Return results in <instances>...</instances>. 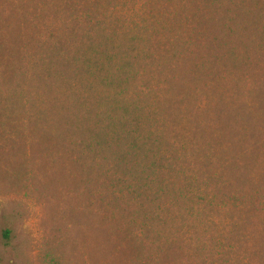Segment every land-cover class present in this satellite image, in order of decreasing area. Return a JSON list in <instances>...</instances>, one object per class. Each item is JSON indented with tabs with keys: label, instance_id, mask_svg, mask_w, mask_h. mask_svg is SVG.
I'll list each match as a JSON object with an SVG mask.
<instances>
[{
	"label": "rangeland",
	"instance_id": "1",
	"mask_svg": "<svg viewBox=\"0 0 264 264\" xmlns=\"http://www.w3.org/2000/svg\"><path fill=\"white\" fill-rule=\"evenodd\" d=\"M0 264H264V0H0Z\"/></svg>",
	"mask_w": 264,
	"mask_h": 264
},
{
	"label": "trees",
	"instance_id": "2",
	"mask_svg": "<svg viewBox=\"0 0 264 264\" xmlns=\"http://www.w3.org/2000/svg\"><path fill=\"white\" fill-rule=\"evenodd\" d=\"M115 126V128H117L118 130H120L121 129V127H119L118 125H114ZM126 128V127H125ZM138 140L139 139H137L136 140V138L134 139V141H133V143L131 144V146H132V149H134L135 151H136V149L138 148ZM9 235V233H7V236Z\"/></svg>",
	"mask_w": 264,
	"mask_h": 264
}]
</instances>
